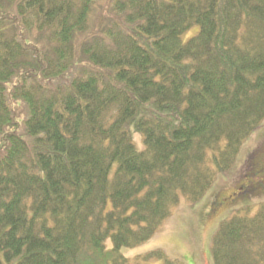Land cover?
Returning <instances> with one entry per match:
<instances>
[{
    "label": "trees",
    "instance_id": "16d2710c",
    "mask_svg": "<svg viewBox=\"0 0 264 264\" xmlns=\"http://www.w3.org/2000/svg\"><path fill=\"white\" fill-rule=\"evenodd\" d=\"M263 122L264 0H0V264H185L121 250ZM251 210L222 222L214 264H264Z\"/></svg>",
    "mask_w": 264,
    "mask_h": 264
},
{
    "label": "rangeland",
    "instance_id": "374dc122",
    "mask_svg": "<svg viewBox=\"0 0 264 264\" xmlns=\"http://www.w3.org/2000/svg\"><path fill=\"white\" fill-rule=\"evenodd\" d=\"M99 11L92 16V27H98ZM195 27L182 35L184 43L189 42L199 33ZM133 143L139 152L145 149L142 134L133 135ZM264 143V122L261 127L244 143L234 167L226 174H219L208 193L198 202L191 203L182 199L173 210L172 216L149 241L136 248H123L121 253L130 261L154 251H162L169 259L180 260L185 264H214L212 257L213 239L222 222L246 209H252L255 215L259 204L264 203V191L253 192L249 197L237 195L245 181L254 173L251 163L255 161ZM259 147V148H258ZM262 150V149H261ZM257 155V156H255ZM252 168V169H251ZM223 198L221 205L214 206L218 198ZM112 248L111 240L106 242ZM150 264H162L154 261Z\"/></svg>",
    "mask_w": 264,
    "mask_h": 264
},
{
    "label": "flooded vegetation",
    "instance_id": "af4514ba",
    "mask_svg": "<svg viewBox=\"0 0 264 264\" xmlns=\"http://www.w3.org/2000/svg\"><path fill=\"white\" fill-rule=\"evenodd\" d=\"M259 148V147H258ZM262 149V150H261ZM258 156L254 162L251 163V167L255 169L254 173L250 178L245 181L242 188L238 189L237 195L249 196L253 192H262L264 191V143L260 146V151H258ZM251 168V169H252ZM219 202L223 201V198L217 199Z\"/></svg>",
    "mask_w": 264,
    "mask_h": 264
}]
</instances>
